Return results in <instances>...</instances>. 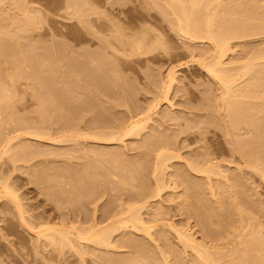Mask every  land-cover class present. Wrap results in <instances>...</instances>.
I'll use <instances>...</instances> for the list:
<instances>
[{"label": "rangeland", "instance_id": "374dc122", "mask_svg": "<svg viewBox=\"0 0 264 264\" xmlns=\"http://www.w3.org/2000/svg\"><path fill=\"white\" fill-rule=\"evenodd\" d=\"M211 1L0 0V264L264 256V0Z\"/></svg>", "mask_w": 264, "mask_h": 264}, {"label": "bare ground", "instance_id": "6f19581e", "mask_svg": "<svg viewBox=\"0 0 264 264\" xmlns=\"http://www.w3.org/2000/svg\"><path fill=\"white\" fill-rule=\"evenodd\" d=\"M174 1V3H175V1H177L176 2V5L174 4V5H172L173 7L174 6H176V8H178V6H177V3L178 4H180V2H178V0H173ZM193 2H192V5L194 4H196V2H197V4H198V2H200L199 3V5L200 6H202V7H205L206 5H208V4H206L207 2H208V0L205 2V4L204 3H202L203 1H205V0H203V1H199V0H192ZM217 1L218 0H216V1H214V2H216V3H213L214 4V7H215V9H216V5H219L218 6V8L221 6V9H223V7H222V4H221V2H219L218 1V3H217ZM250 2H251V0H249ZM209 2H212L211 0H209ZM202 3V4H201ZM181 4H182V2H181ZM181 4L179 5V6H181ZM205 6H204V5ZM210 5H208V6H212L211 4L212 3H209ZM216 4V5H215ZM221 4V5H220ZM224 4V3H223ZM17 5V4H16ZM15 5V6H16ZM199 5H195V8L193 7L192 8V11H196L197 13H198V15H197V13L195 12V14L198 16H193V12H191V15H192V17H197V18H195V20L197 21V23L194 25V23L196 22L195 20H194V22L193 23H191L192 21H193V19H191L190 17V15H189V12H190V10H189V12H188V16H190V17H188L187 16V12H186V10H188V9H186V10H184L185 8H180L181 10H183V13H185V15H179L180 17H182V16H186L187 17V19H185L184 21L186 22L185 24H186V27H182V31H183V33L185 32V33H189L188 35L189 36H191L192 37V35L193 36H199L200 34L199 33H201V31L203 30V28H205L206 29V27H207V29L206 30H208L209 28H211L212 29V27H211V25H212V21L214 20V18H213V20H211V14L208 16V14H206L208 17H206V18H208V20H206L205 19V17H201V15H203V13H201L200 11H207L208 10V6H206V8L205 9H203L202 7H200ZM233 5H235V4H233ZM201 8V9H199V7ZM224 6V5H223ZM17 7V6H16ZM198 7V8H197ZM213 7V6H212ZM211 7V8H212ZM175 8V7H174ZM210 8V9H211ZM193 9H196V10H193ZM212 9H214V8H212ZM177 11H179V13H180V10H179V8L177 9ZM217 12V11H216ZM205 13V12H204ZM207 13H208V11H207ZM180 14H182V11H181V13ZM200 14V15H199ZM213 14H215V12H213L212 13V15ZM25 15V14H24ZM204 16H205V14H204ZM248 16V15H247ZM251 16V15H250ZM27 17H29V16H27ZM204 18V19H201V18ZM209 17H210V19H209ZM215 17V16H214ZM30 18V17H29ZM184 19V18H183ZM30 20V19H29ZM29 20H28V22H29ZM201 20V21H200ZM204 20V21H203ZM205 20H206V22L208 21V23H206L205 22ZM210 20H211V22L212 23H210ZM32 21V20H31ZM31 21L29 22V23H27L26 22V19H25V23H26V25L25 24H23L22 26H26L27 27V24H28V27H29V29H30V27L32 26V25H30V23H31ZM184 21H183V23H184ZM200 21V22H199ZM203 21V22H202ZM225 21V20H224ZM203 24H202V23ZM205 22V23H204ZM243 22V21H242ZM19 23V22H18ZM200 23V24H199ZM223 23H225V22H223ZM223 23H222V25H223ZM229 23V22H228ZM236 23H239V22H236ZM244 23V22H243ZM249 23H250V20H249ZM32 24V23H31ZM201 24L204 26V24H206L205 26L206 27H201ZM214 24V23H213ZM226 24H227V22H226ZM225 24V25H226ZM241 24V23H240ZM245 24V23H244ZM21 25V24H20ZM184 25V24H183ZM182 25V26H183ZM193 25V26H192ZM242 25V24H241ZM224 26V25H223ZM223 26H221V27H223ZM228 26V25H227ZM230 26H232L233 27V25H229V28H230ZM237 26V25H236ZM242 26H244V25H242ZM26 27H23V28H26ZM20 28H22L21 26H20ZM19 28V29H20ZM229 28H226L225 30H224V33H226V35L227 34H230V35H232V33H233V36L234 35H238V34H236L234 31H236V29L237 30H239V28H236V29H229ZM234 28V27H233ZM243 28H245V27H243ZM210 29V31L208 30L207 31V33H205V34H209V35H204V34H201L199 37H203V36H208V38L210 39V37H211V40H213V41H215V42H217L216 41V39H218L217 38V35L219 34V32H220V30H222V29H220V30H215V32H214V30L212 31ZM219 29V28H218ZM26 30V29H25ZM241 30H242V28H241ZM179 31H180V29H179ZM204 31V30H203ZM223 31V30H222ZM221 31V32H222ZM181 32V31H180ZM220 32V33H221ZM203 33V32H202ZM216 33V34H215ZM218 33V34H217ZM223 34V33H222ZM222 34H220V35H222ZM186 35V34H185ZM203 35V36H202ZM225 35V34H224ZM121 36V35H120ZM233 36H228V39H230L231 37H233ZM218 37H219V35H218ZM235 37V36H234ZM224 38H226V36L224 37ZM220 41H221V37H220ZM227 41V40H226ZM218 42H219V39H218ZM223 42V41H222ZM140 43V42H139ZM1 46V45H0ZM140 46V45H139ZM219 63H221V62H219ZM218 63V67L220 66V65H222V64H219ZM250 64V63H249ZM254 64V63H253ZM253 64H252V67H253ZM263 64V63H262ZM258 65H260V64H258ZM248 66V65H247ZM246 66V67H247ZM255 66V65H254ZM220 68H222V66L220 67ZM220 68H218L219 70H221ZM251 68V67H250ZM255 68H256V66H255ZM254 68V69H255ZM257 69V68H256ZM211 71H216V72H218V70H216V68H211L210 69ZM222 70H224V68L222 69ZM222 70H221V72H222ZM245 70L247 71V73L248 72H250L249 71V68H245ZM244 70V71H245ZM251 70V69H250ZM245 71V72H246ZM252 71H254L253 69H252ZM224 72H226V74L228 73L227 72V70H224L223 71V73ZM262 73V72H261ZM264 73V72H263ZM225 74V73H224ZM225 74V75H226ZM229 74L230 73H228L227 75L229 76ZM244 74V73H243ZM246 74V73H245ZM258 74V73H257ZM231 75H233V74H230V78L232 77ZM248 75H251V74H249L248 73ZM253 75L255 76V74L253 73ZM260 76V75H259ZM253 77V76H252ZM229 78V79H230ZM234 78V77H233ZM236 78V77H235ZM234 78V79H235ZM250 79H251V77H250ZM259 79V78H258ZM252 80V79H251ZM249 83H251V81L249 82ZM262 83V82H261ZM43 84V83H42ZM232 84H233V79H230L227 83H225V85H224V89L226 88L227 89V92L228 93H230L231 92V89H232ZM250 85H253V84H250ZM234 86V85H233ZM96 87V86H95ZM255 87H256V85H255ZM236 88V87H235ZM225 89V90H226ZM238 90V89H237ZM2 91V90H1ZM235 104V103H234ZM234 104H231V106H228L230 109H231V113H230V120H231V122H232V124L233 125H235L236 124V119H237V116H239V110L240 109H242V106L240 105V104H238L237 103V105H234ZM229 110V109H228ZM242 112V111H241ZM240 112V113H241ZM229 120V121H230ZM141 123L142 122H140V121H132L131 122V124H130V126L127 128V130H126V132H124L123 133V135H120L119 133L117 134V133H114V134H112V135H110L107 139H114L115 137H116V135H119L120 137L119 138H122V136H125V135H127V134H129V133H131L133 130H135L137 127H139L140 125H141ZM249 124V123H248ZM254 124V123H253ZM238 128V127H237ZM256 133V132H255ZM239 140V139H238ZM120 141H122V140H120ZM261 144L263 145L264 144V140H262V142H261ZM242 151V150H241ZM251 152H252V148L251 147H249L248 149H246L245 150V153L246 154H248V155H250L251 154ZM102 240H104L103 238H102ZM257 240H260V239H250V240H247L246 242H245V244H244V248H243V256L241 257V258H238L237 260H233V259H231L230 261H228L227 263H222L221 262V259H222V257L221 256H214L213 255V253H211V252H204V251H201V250H199V249H197L195 246H193V245H191L190 244V242L189 241H187L186 243H187V245H188V243H189V245H190V247H191V249L193 250V252H194V254H195V256H196V260H198L199 262H200V264H242L241 262L242 261H245V262H248V261H250L251 262V264H264V256H261L260 254H259V252H260V250H261V247H259L260 245H259V242L257 241ZM186 241V240H185ZM240 260V261H239Z\"/></svg>", "mask_w": 264, "mask_h": 264}]
</instances>
